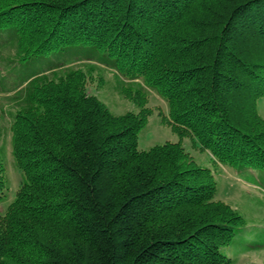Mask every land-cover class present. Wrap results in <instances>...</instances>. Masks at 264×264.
Wrapping results in <instances>:
<instances>
[{"label": "trees", "instance_id": "trees-1", "mask_svg": "<svg viewBox=\"0 0 264 264\" xmlns=\"http://www.w3.org/2000/svg\"><path fill=\"white\" fill-rule=\"evenodd\" d=\"M6 50L1 85L26 86L4 212L0 163V264H229L264 248L182 145L264 179V0H0ZM80 61L156 90L180 141L139 150L151 112L113 114Z\"/></svg>", "mask_w": 264, "mask_h": 264}, {"label": "rangeland", "instance_id": "rangeland-1", "mask_svg": "<svg viewBox=\"0 0 264 264\" xmlns=\"http://www.w3.org/2000/svg\"><path fill=\"white\" fill-rule=\"evenodd\" d=\"M7 55L9 56L7 50L0 52L2 74H7L2 66ZM90 64L80 61L70 66L85 71L88 75L89 94L96 96L113 114L138 113L141 106L151 112L148 123L139 136V150H149L166 142L180 141L179 136L165 121L169 117V105L156 90L141 83L142 81L130 82L122 78L115 69L105 65H99L96 62ZM25 86L26 84L17 86L12 83L7 85L0 83V163H3L7 178V198L1 207L3 212L15 201L23 179L22 172L16 167L13 156L11 129L14 114L19 109L20 102L24 100L22 97L24 94L21 92ZM140 95L145 96L144 101ZM135 97H138L137 101ZM258 113L264 121V98L258 103ZM182 145L200 166L212 170L218 185L217 198L244 214L248 223L251 224L249 230L264 231V179L262 181L257 177L253 182L250 171L238 173L236 169L217 161L209 151L201 149L191 138L183 139ZM228 253L231 259L229 264H264V248L257 251L231 249Z\"/></svg>", "mask_w": 264, "mask_h": 264}]
</instances>
